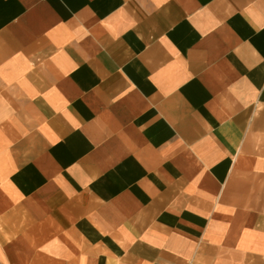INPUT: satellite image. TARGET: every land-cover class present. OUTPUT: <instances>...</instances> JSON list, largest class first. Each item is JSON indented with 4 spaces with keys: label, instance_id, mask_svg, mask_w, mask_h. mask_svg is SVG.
<instances>
[{
    "label": "crops",
    "instance_id": "obj_1",
    "mask_svg": "<svg viewBox=\"0 0 264 264\" xmlns=\"http://www.w3.org/2000/svg\"><path fill=\"white\" fill-rule=\"evenodd\" d=\"M0 264H264V0H0Z\"/></svg>",
    "mask_w": 264,
    "mask_h": 264
}]
</instances>
